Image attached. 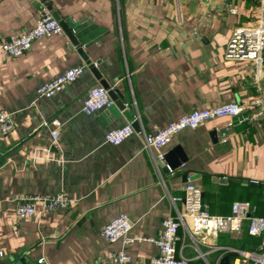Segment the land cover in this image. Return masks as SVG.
Listing matches in <instances>:
<instances>
[{
  "label": "crops",
  "instance_id": "crops-1",
  "mask_svg": "<svg viewBox=\"0 0 264 264\" xmlns=\"http://www.w3.org/2000/svg\"><path fill=\"white\" fill-rule=\"evenodd\" d=\"M43 6L77 29L90 60L99 62L126 108L83 112L89 89L100 83L64 32L35 42L20 58L0 54V112L15 121L10 135L0 133L1 259L97 264L122 248L105 241L101 230L124 213L134 223L132 236L159 238L165 218L185 214L172 198L184 195L187 176L202 189L211 214L228 216L234 202L248 201L256 204L254 216L264 217V187L247 185H264L262 107L246 110L242 116L249 119L242 124L223 118L176 135L165 154L181 146L188 161L175 175L164 161L156 166L154 152L138 136L118 146L106 142L109 131L136 121L152 133L195 110L257 98L264 91L261 70L227 59L226 51L235 28L257 22L260 0H2L0 46L32 28ZM78 66L86 67L78 81L51 99L39 97L41 84ZM53 118L63 124L57 142L54 127L44 126ZM231 121L229 141L222 143L217 128ZM58 193L71 200L66 210L18 219L23 196ZM247 227L245 222L238 233L221 234L217 248L199 245L206 258L195 264H220L225 256L232 264ZM179 237L177 256L194 259L196 241L183 228ZM128 251L139 262L159 254L142 241Z\"/></svg>",
  "mask_w": 264,
  "mask_h": 264
},
{
  "label": "built area",
  "instance_id": "built-area-1",
  "mask_svg": "<svg viewBox=\"0 0 264 264\" xmlns=\"http://www.w3.org/2000/svg\"><path fill=\"white\" fill-rule=\"evenodd\" d=\"M2 1V0H0ZM233 14L237 13L231 8ZM63 34L60 22L54 17L53 11L43 6L36 24L27 31L5 40L0 46V54L11 59L20 58L29 52L33 44L41 39L53 38ZM226 58L235 61H247L254 64L255 69H260V80H264V0H260L259 16L253 25L239 26L234 29L229 40ZM85 66L73 67L65 70L52 80L41 84L37 90L39 97L51 99L63 92L69 85L78 81L85 73ZM115 105L110 97L109 90L102 85L89 89L83 102V112L92 115L99 111L109 109ZM264 108V91L247 104L230 102L211 108H202L183 115L181 118L171 121L164 128H156L154 132L147 133L144 128L136 131L132 124L123 128L114 129L106 134V142L118 146L127 139L138 136L144 145V149L154 152V162L164 161L165 149L173 138L186 131L195 130L202 124L214 122L223 118L238 119L242 124L249 118L242 115L250 108ZM263 113L259 112L258 116ZM139 119V118H137ZM45 127L52 126L51 138L54 142L60 137L62 122L53 118L44 123ZM235 126L234 122L227 123L217 132L222 143H227L230 133ZM15 129V121L11 113L0 112V133L3 136L10 135ZM184 164L180 168H184ZM176 170L168 167V173L175 175ZM258 183V182H255ZM70 198L65 193L43 194L23 196L19 199L16 215L19 220L35 218L38 214L54 213L66 210L70 205ZM173 204L181 202L185 209L184 215L178 218L168 217L162 222V233L159 238H143L132 236L134 223L131 217L124 213L109 221L101 230V235L110 244L120 243L122 248L110 252L97 264H195V261L206 258L199 245L217 248V239L223 233H238L244 222H248V234L261 238L260 251L234 250L236 257L232 264H264V217L252 216L253 206L248 201H237L232 205L228 216L213 215L208 206L203 202L202 189L187 176L184 187V195L172 198ZM183 228L186 236L196 241L194 247L197 255L194 259L177 256V245L180 240L179 230ZM149 242L154 244L159 254L149 262L135 260L128 248L136 242ZM2 256V253H0ZM38 264H47L44 258Z\"/></svg>",
  "mask_w": 264,
  "mask_h": 264
},
{
  "label": "water",
  "instance_id": "water-1",
  "mask_svg": "<svg viewBox=\"0 0 264 264\" xmlns=\"http://www.w3.org/2000/svg\"><path fill=\"white\" fill-rule=\"evenodd\" d=\"M54 17L60 22L63 32L66 34V36L69 38L72 46L74 48H77L78 52L83 57L84 61L86 62L87 66L91 70V72L94 74L95 78L99 81L100 85H102L105 89L109 90L110 97L115 101L116 106L120 110H124L126 108V104L122 100L119 92L117 90L111 89L110 84L103 79V76L97 67L99 62L94 63L92 60H90L86 48H87V42H85L84 38L79 36V32L75 28H71L65 21H62L58 14L54 13ZM133 127L136 131L140 130L139 122L136 121L133 124ZM214 134H216L214 132ZM188 161V157L181 146H176L167 154H165L164 162L167 165V171L168 167L172 170H178L180 167L185 164ZM221 181L227 182V180L222 179ZM250 187L253 188H259L262 189L264 187L263 184H258L255 182H251L249 184ZM0 264H28V260L26 257H22L17 261H14L12 257L1 259L0 258ZM220 264H230V257L225 256L221 259Z\"/></svg>",
  "mask_w": 264,
  "mask_h": 264
},
{
  "label": "trees",
  "instance_id": "trees-1",
  "mask_svg": "<svg viewBox=\"0 0 264 264\" xmlns=\"http://www.w3.org/2000/svg\"><path fill=\"white\" fill-rule=\"evenodd\" d=\"M262 193L264 195V188L262 189ZM259 203H260L261 206H264V200H263V202L260 201ZM252 206L255 207V210L254 211L256 212L257 211L256 204L255 205H252ZM255 212L251 213V215L254 216L255 215L254 214ZM244 224H245V222H244ZM243 239L246 240L245 244H243V246H241V247L239 246L240 248H242V250H246V251H256V249L258 248V246L261 245V238L253 237V236H250L248 234V227H247L246 233L243 236ZM253 240H256L255 243H252Z\"/></svg>",
  "mask_w": 264,
  "mask_h": 264
}]
</instances>
